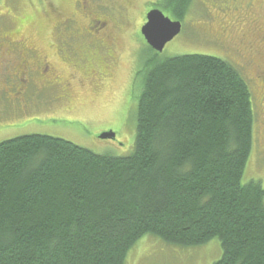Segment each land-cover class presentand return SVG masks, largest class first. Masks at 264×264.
I'll list each match as a JSON object with an SVG mask.
<instances>
[{
	"label": "trees",
	"instance_id": "obj_1",
	"mask_svg": "<svg viewBox=\"0 0 264 264\" xmlns=\"http://www.w3.org/2000/svg\"><path fill=\"white\" fill-rule=\"evenodd\" d=\"M142 37L153 54L138 70L130 154L47 134L0 142V264H125L148 233L184 246L217 237L215 264H264V187L242 181L251 79L211 55L162 57Z\"/></svg>",
	"mask_w": 264,
	"mask_h": 264
},
{
	"label": "rangeland",
	"instance_id": "obj_2",
	"mask_svg": "<svg viewBox=\"0 0 264 264\" xmlns=\"http://www.w3.org/2000/svg\"><path fill=\"white\" fill-rule=\"evenodd\" d=\"M172 1L0 0V142L47 134L98 154H130L142 87L138 70L153 54L141 27L151 8H159L182 22L162 57L211 55L233 62L251 79L256 125L242 181L264 187V0H190L183 11ZM89 11L110 15L101 44L96 36H80L96 30ZM24 59L28 82L21 80ZM106 131L116 137L101 139ZM222 252L217 237L184 246L148 233L130 248L125 264H215Z\"/></svg>",
	"mask_w": 264,
	"mask_h": 264
},
{
	"label": "water",
	"instance_id": "obj_3",
	"mask_svg": "<svg viewBox=\"0 0 264 264\" xmlns=\"http://www.w3.org/2000/svg\"><path fill=\"white\" fill-rule=\"evenodd\" d=\"M181 29V21L173 20L159 8H154L147 13V21L141 27V33L151 47L162 52L166 44L172 41L181 32ZM100 138L112 139L115 138V133L103 132Z\"/></svg>",
	"mask_w": 264,
	"mask_h": 264
},
{
	"label": "flooded vegetation",
	"instance_id": "obj_4",
	"mask_svg": "<svg viewBox=\"0 0 264 264\" xmlns=\"http://www.w3.org/2000/svg\"><path fill=\"white\" fill-rule=\"evenodd\" d=\"M87 4H88V2H87ZM86 7V6H85ZM111 13L113 14V12H112V10H111ZM102 14V15H101ZM89 15H92V16H94V19H90V21L92 22V23H96V25L95 26H93V27H96V30H95V32H94V34H92V35H89V34H87V32H81L80 33V36L81 37H84V38H93L94 36H96V37H98V39H99V43L101 44L102 42H103V36H108V32H106L105 31V24H106V19H109L110 18V15L107 13V12H103V13H95V12H91V11H89ZM102 16V17H101ZM70 23H71V26H72V28H73V23H74V21L72 20V19H70ZM79 23V22H78ZM80 24V23H79ZM93 27H91V28H93ZM70 36V35H69ZM103 39V40H102ZM253 44V43H252ZM251 44V45H252ZM111 45H114V43L112 42V43H109V46H111ZM111 48V47H110ZM38 63L39 64H42V63H44V60H40V59H38ZM22 64H23V66L25 67V69L21 72V80L23 81V82H28V75H27V73H28V69H29V65H28V61L27 60H23V62H22ZM110 64H113V56H112V58H111V60H110ZM109 64V65H110ZM29 74H30V70H29ZM260 75V74H259ZM19 87H21V86H19ZM22 87H25V85L24 86H22ZM24 90H22L21 92H23ZM21 92H20V94H21Z\"/></svg>",
	"mask_w": 264,
	"mask_h": 264
}]
</instances>
